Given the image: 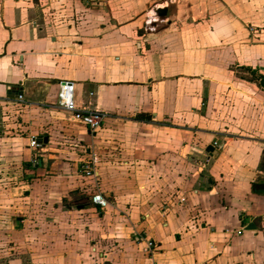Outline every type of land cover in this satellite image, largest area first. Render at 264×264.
<instances>
[{
  "label": "crops",
  "instance_id": "0c3cea01",
  "mask_svg": "<svg viewBox=\"0 0 264 264\" xmlns=\"http://www.w3.org/2000/svg\"><path fill=\"white\" fill-rule=\"evenodd\" d=\"M262 79L264 0H0V221L56 205L125 237L73 264H264ZM61 81L100 130L60 108ZM53 217L33 235L65 232Z\"/></svg>",
  "mask_w": 264,
  "mask_h": 264
},
{
  "label": "rangeland",
  "instance_id": "374dc122",
  "mask_svg": "<svg viewBox=\"0 0 264 264\" xmlns=\"http://www.w3.org/2000/svg\"><path fill=\"white\" fill-rule=\"evenodd\" d=\"M82 182H84L83 192H81L83 195H71L70 199H67V203L69 201L72 203L78 201V203L82 204L85 196H91L95 193V189L88 180H83ZM20 192L19 197L24 198L28 196V193L23 195V192ZM41 212L47 217L44 222L35 221L34 219L28 222H22V220L0 221V250L2 249V245L4 248L7 247L4 253L0 252V261L35 264L34 262L39 260L37 257L38 255H41V258L47 260L49 258V247L55 244L56 252L50 257V259L52 257L55 258L56 263L54 264H61L63 262L66 264H73V262L75 263V261L78 260L77 255L79 257L86 252L89 254L91 248L94 246H98L99 248L109 247L111 249V247L117 246L122 239H125L123 235L119 234V231H116L117 237L115 238L100 239L96 227L101 224L98 219L91 217L90 213H85L84 215V213H78L74 209L72 210L73 215L67 217L66 214L69 210L65 207H56V205L55 207L54 205L50 208L46 207ZM55 213L59 216L57 217L58 220H56V225L60 227V230L66 231L60 232V236L53 241L52 239L49 240L48 237L40 238L37 235H33L36 230H49V224L52 222H49L48 217L54 218L53 216ZM81 216H83V218H81ZM17 227L19 230H22V232L15 233ZM2 232H4L5 235L2 236ZM69 242H73V244L71 245ZM89 255L90 257L92 256L91 254ZM87 264H89V262Z\"/></svg>",
  "mask_w": 264,
  "mask_h": 264
},
{
  "label": "built area",
  "instance_id": "2783aa9c",
  "mask_svg": "<svg viewBox=\"0 0 264 264\" xmlns=\"http://www.w3.org/2000/svg\"><path fill=\"white\" fill-rule=\"evenodd\" d=\"M75 94L76 89L73 82L61 81L59 83L58 93V104L60 108L64 112L70 114L74 120L86 126L91 132H97L104 126L107 114L98 110H88L86 108H80L77 105ZM18 99L22 100V97L20 96ZM215 145L216 143H214V146ZM30 146L32 148H37L39 146L36 138H32ZM82 170L88 177L95 174V172L92 171L89 165L82 166ZM92 203L98 206L101 210H106L109 206L107 199L99 193L93 195ZM136 239L138 242H144L146 244V251L149 252L153 250L155 244L152 240L148 239L147 236L139 234Z\"/></svg>",
  "mask_w": 264,
  "mask_h": 264
},
{
  "label": "water",
  "instance_id": "95a60500",
  "mask_svg": "<svg viewBox=\"0 0 264 264\" xmlns=\"http://www.w3.org/2000/svg\"><path fill=\"white\" fill-rule=\"evenodd\" d=\"M45 142H46V140H45ZM214 151H215V147H214L213 145H211V146H209V147L207 148V152H208L210 155H212ZM253 227H254V226H252L251 228H253Z\"/></svg>",
  "mask_w": 264,
  "mask_h": 264
},
{
  "label": "trees",
  "instance_id": "16d2710c",
  "mask_svg": "<svg viewBox=\"0 0 264 264\" xmlns=\"http://www.w3.org/2000/svg\"><path fill=\"white\" fill-rule=\"evenodd\" d=\"M261 84H263V85H264V79H262V80H261Z\"/></svg>",
  "mask_w": 264,
  "mask_h": 264
}]
</instances>
